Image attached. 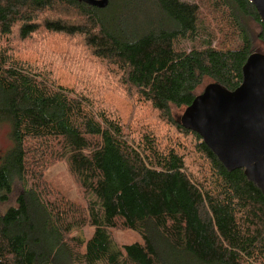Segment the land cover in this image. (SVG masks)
<instances>
[{
    "label": "trees",
    "instance_id": "trees-1",
    "mask_svg": "<svg viewBox=\"0 0 264 264\" xmlns=\"http://www.w3.org/2000/svg\"><path fill=\"white\" fill-rule=\"evenodd\" d=\"M136 5L145 19L138 10L132 17ZM251 23L264 42L251 0H110L104 8L0 0V123L11 126L14 143L1 160L0 205L23 185L15 206L0 207V264H264V193L172 111L191 105L206 80L229 90L242 84L258 52ZM42 29L78 37L158 122L125 120L101 101L104 93L95 99L88 85L64 86L10 54L14 35ZM97 75L102 84L104 72ZM166 127L177 135L164 138ZM191 154L200 156L196 169ZM61 159L95 196L87 207L46 187L48 163ZM87 225L94 228L87 241L73 234ZM113 228L138 231L143 241L114 249Z\"/></svg>",
    "mask_w": 264,
    "mask_h": 264
},
{
    "label": "rangeland",
    "instance_id": "rangeland-1",
    "mask_svg": "<svg viewBox=\"0 0 264 264\" xmlns=\"http://www.w3.org/2000/svg\"><path fill=\"white\" fill-rule=\"evenodd\" d=\"M138 10L145 19L147 14L145 11H141L139 6L136 5L131 12L132 17ZM124 13H127L125 11ZM70 15H74L71 13ZM205 21L214 29L217 28V21L214 16L206 18ZM251 27L254 32L255 46L259 53L264 54V42L258 37L260 29L256 27L254 23H251ZM5 44V43H2ZM10 54L15 59H22L23 61L34 64L43 70V73L47 76L51 75L64 86L72 87L78 91L84 90L85 86L93 88L91 95L101 101L108 102V104L118 108L119 113L123 114L125 120H128L131 115L137 117V121L140 125H151V123H157L156 117L158 114L151 109L149 104H144L138 100L137 93L134 90H127L118 79H114L103 65L94 63L82 42L78 37H69L64 34H53L45 32L42 29L40 33H35L30 38H21L18 34L12 38V48ZM92 61L94 63L90 64ZM104 72L105 80L102 84L99 83L98 73ZM96 79H94V77ZM93 78L92 83L84 82L85 79ZM210 84V80H206L203 88ZM105 84V89L103 88ZM135 94V95H134ZM105 105V104H103ZM106 106V105H105ZM185 108H177L172 106V111L175 116L183 114ZM130 132H133V123L126 121ZM152 126V125H151ZM164 138L170 135H177L175 130H171L166 127L164 129ZM13 140L11 138V126L8 123H0V165L4 155L13 148ZM200 156L191 154L188 159V164H191L192 168L198 164ZM206 164V163H205ZM44 179L46 187L54 193V197L61 195L80 207H87L88 202L95 199L93 194H86L81 188L77 177L71 172L67 160L61 159L58 161H52L48 163L47 169L44 171ZM45 185V183H44ZM23 190V185L20 183L15 184L13 193L10 194V198L6 203L0 205L1 210H6L10 206H15L17 197ZM112 237V245L114 249L123 248L124 245H129L136 242H142V235L132 229L113 228L109 229ZM73 234L82 236L86 241L94 234V228L87 225L82 230H76ZM66 263L64 258L61 262ZM71 264V263H67ZM104 264V263H99Z\"/></svg>",
    "mask_w": 264,
    "mask_h": 264
},
{
    "label": "water",
    "instance_id": "water-1",
    "mask_svg": "<svg viewBox=\"0 0 264 264\" xmlns=\"http://www.w3.org/2000/svg\"><path fill=\"white\" fill-rule=\"evenodd\" d=\"M104 8L110 0H84ZM264 22V0H251ZM229 170L244 169L264 193V54H252L235 90L208 84L181 117Z\"/></svg>",
    "mask_w": 264,
    "mask_h": 264
}]
</instances>
